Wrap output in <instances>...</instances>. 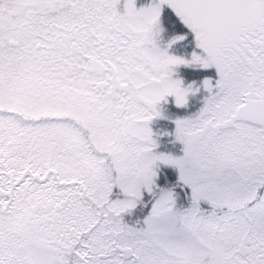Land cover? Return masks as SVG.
<instances>
[{
    "label": "snow or ice",
    "instance_id": "snow-or-ice-1",
    "mask_svg": "<svg viewBox=\"0 0 264 264\" xmlns=\"http://www.w3.org/2000/svg\"><path fill=\"white\" fill-rule=\"evenodd\" d=\"M0 264H264V0H0Z\"/></svg>",
    "mask_w": 264,
    "mask_h": 264
}]
</instances>
